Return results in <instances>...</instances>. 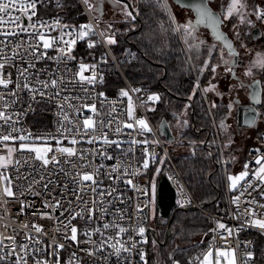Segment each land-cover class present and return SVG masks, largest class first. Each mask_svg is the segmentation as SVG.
<instances>
[{"label":"built area","instance_id":"1","mask_svg":"<svg viewBox=\"0 0 264 264\" xmlns=\"http://www.w3.org/2000/svg\"><path fill=\"white\" fill-rule=\"evenodd\" d=\"M78 1L81 6V11L73 21H70L61 15L59 12L61 6H56V0H38L37 14L32 18V22L37 20L47 21L51 26L53 21L59 19L62 25H72L77 29L80 25L91 24L94 34L86 37L82 41H77L72 52L76 60L69 62V67L75 72L78 70V63L81 60H83L85 64H95L97 66V76L99 77L102 75L104 81L106 69L109 65L113 64L123 79L124 86L121 90L127 91L131 96L134 108L132 117L128 115V98L121 97V90L117 95L107 96L102 89L103 82L101 83L99 80L95 85L86 86L90 93V97L87 99H83L84 93L80 91L79 86L72 91L73 95L82 97L81 100L73 101V103L77 105L94 104L98 115H94L89 108H84L82 114L79 115L73 113L70 109L68 110L70 117L76 121V127H80L81 121L89 116H92L93 120L97 121L95 131H90L88 133L89 137L106 134L109 140L118 142L117 144L106 145L102 140H97L95 143L90 144L85 142L87 139L85 138V141L76 144V148L89 150V153H91L93 149L97 150V154L94 158L91 154L87 157L91 162L88 168H81V162L76 159V157L70 158L76 164V168L73 171L91 172L93 168L100 167V176L98 179L103 181L99 186L100 189L111 187L115 189V192L112 196H105V201H111V203L102 205L108 209V214L105 215L102 220L89 223L86 219H81L77 216L76 219L71 221L72 225L78 229L77 241L80 243H77L71 239H65V237L70 236L71 233L70 230L65 231L63 225L59 223V221H67L70 218V212L64 211V209L69 208V201H71V207L77 212L80 211V208L84 207L82 204L77 207L76 196L73 193L74 188L78 191L80 188H83L84 185H74L63 173H59L53 176L57 184L50 185L48 192H45L39 184H33L30 191L28 180L16 179L17 176L28 172L29 169L21 166L20 171L16 172L10 167L9 175L12 177V191L14 195L11 197L5 195L4 184L0 182V239H3V244L5 245L3 251L7 253L13 243L12 240L7 238L14 237V241L17 245V252H20V245H28L30 249L27 257V264H36L37 260H46L49 264H56L57 256L54 253L57 251V245H64L58 252L60 264H70V261L71 264H151V250L150 247L148 248V242L151 241L153 237L150 230L154 229L155 232V227L149 223L148 219L150 201L147 176L149 174L156 176L155 173H157V183L159 175L164 172L176 190V207L178 209L196 207V209L202 211L211 220V226L205 232L207 235L204 234V237L207 238V245L199 251L192 253L189 257V262L192 261V264H199V261H194L193 258L199 257L200 260H203V254L207 253L209 244L212 242L214 249L235 248L237 264H243V255L246 252L252 253L250 264H264V262H257L254 257L257 245L256 234L264 233V231L252 227L251 225H246L243 228L241 227L245 225V221L252 219L246 212V209L250 207L255 209L258 213L256 218H264V216L259 215V213H264V208L258 207V204H264V197H261L259 194L261 191H264V185H261V188L257 191H252V189L249 188L243 196H240V192L243 191L245 183L241 181L237 190H228L226 209L224 212L215 213L208 210L190 191L179 166L174 160L171 145L160 133L158 126L151 120L149 112L160 100V95L145 83H133L127 79L112 51V44L110 45L107 43V37L114 36L116 39V27L114 22L103 16L97 10H89L84 0ZM161 2L163 3V0H161ZM166 9H169V6H167ZM258 11H264V0L257 5V12ZM13 13L22 15L17 9H13ZM259 22L264 37V19H259ZM29 23L30 22L26 18H23L24 26H27ZM109 25H111V28H109ZM5 27L11 29L13 26L5 25ZM61 30L60 28H56L51 32H47L46 29H40V31H45L49 36L53 37L60 35ZM63 31H72V29H63ZM68 38L70 37H66V39ZM9 39H12L13 43H15L17 39L28 40L29 37L27 33H21L19 37H10ZM89 41L95 42V47L91 49L88 48L87 43ZM48 55L55 56L56 51L54 49H49ZM45 66L51 69L55 68L56 64L52 61H44L37 64V67ZM63 66V63H61L60 68L63 69ZM8 72H12L14 79L15 70L6 67L5 73ZM84 74L90 76L92 72L89 70ZM41 78L43 79L44 77ZM197 84L199 87H197ZM195 85L198 89H201L207 102L210 116L213 119L209 99L198 78L195 81ZM12 87H14V85L9 86V88ZM133 89H140L141 91L134 92ZM99 93H103L104 96H100ZM22 95L23 101L17 103L10 111L24 112L26 109H29L28 95L27 93H23ZM152 95L158 96L159 99L154 101L148 100V97ZM263 107L264 90L258 115H263ZM57 112L56 102H47L46 99H41L37 96L36 101L31 103V109L27 111L26 115H23L19 119V122L15 126L24 129L25 132H31L33 136H59L57 128L61 117L56 114ZM41 114H43V116L40 118ZM13 119L15 120L17 118L14 116ZM140 119L146 121L151 131L140 129V126L136 123V121ZM101 121L110 126H102L101 123H99ZM129 123L133 124V128H127L125 126ZM117 128H120L119 132H117ZM254 128H256V140L253 141L254 146L250 147L243 157V171L246 162L254 161L258 155H264V121L256 122ZM7 131L8 128L4 127L3 132L7 133ZM218 131V127L214 122V131H210L213 135L212 144L219 152H222L219 164L223 167H227L228 160L223 153V142ZM13 135H16V133H13ZM215 135L216 137L214 138ZM70 139L71 137H69L68 140H63L62 146H73L70 144ZM76 139L80 140L79 134H76ZM134 140L140 141L141 143H132ZM143 141H146V143H143ZM50 143L53 148H55L56 141L52 140ZM8 145L18 148L19 141H9ZM129 149H131V151H129ZM254 149H259V152L253 151ZM100 153H103V155ZM52 154L53 153H49V156ZM0 155H7V150L2 145H0ZM24 155H28L29 159H31L32 154L29 153L21 154L18 152L13 154L14 158H19L21 161H23ZM55 155L61 160V166L66 171L69 170L70 166L63 163L64 157H61L58 152L55 153ZM105 156L112 158L106 159ZM145 160L148 162L147 168L143 167ZM38 163L39 162H36V164ZM156 163H160L161 171L151 172V166ZM117 164H122L124 167H127L128 172L125 173L123 168H120L117 173H111V168ZM255 167L257 166L254 163L249 164V176L246 178L252 181L253 186L258 183L251 174ZM52 171L53 165L50 164L48 166V172ZM56 172L58 173L59 169H56ZM109 173L111 174V179L108 178L107 174ZM47 175L48 173L45 172L46 177ZM117 176H120V179H116ZM35 178H40L38 173L35 174ZM29 179H31V177H29ZM128 180H131L132 183L128 184ZM65 184L67 185V190L64 191L62 195ZM249 192H251V196L248 195ZM35 193L39 194L37 195ZM78 194L89 201L94 198L90 190L86 193H79L78 191ZM236 196H240V203L238 206L232 203L233 198ZM54 197L57 200H61L62 206L53 213L51 207L45 208V204L51 205L54 202ZM253 197H255L258 204L250 205L247 203V200H251ZM138 205L140 206L139 209L137 208ZM90 206L91 204H89V207ZM62 211L63 215H61ZM44 213L51 214L52 218L49 219L45 217L42 215ZM96 215L99 216V212H97ZM113 220L119 223L121 227L128 229V231L117 236L116 229H108L105 233V238H107V236H112L113 239L99 251H96V246L101 242V237L98 234L92 236V239L96 242L95 245L83 243V241L87 239V237L82 234L86 229H94L104 222ZM217 222L223 223L226 228L233 229V235L228 236L227 232L223 229L215 232L210 231L217 229ZM25 225H27V227H25ZM33 225L40 226L42 232L37 233ZM140 227L145 229L143 235L139 234L138 229ZM28 236H31L34 240H38L39 243H30L26 238ZM129 237H131V239H129ZM118 241L119 243H117ZM133 243H135V247H132ZM120 244H124L125 247L129 248L131 251L125 252L122 250L119 256H117L112 245L119 247ZM237 245L239 246L237 247ZM82 249H91L96 252V255L89 256L87 252ZM73 253H75L74 259ZM141 253H143L144 256L143 260H141ZM14 260L15 257H12L11 261H0V264H12ZM189 262L187 264H189Z\"/></svg>","mask_w":264,"mask_h":264},{"label":"snow or ice","instance_id":"2","mask_svg":"<svg viewBox=\"0 0 264 264\" xmlns=\"http://www.w3.org/2000/svg\"><path fill=\"white\" fill-rule=\"evenodd\" d=\"M37 2L38 0H0V145H2L7 150V155H0V182L4 184V193L5 195L11 197L14 195L12 191V177L9 175V168L11 167L16 172L20 171L21 166H24L29 169L28 172L22 173L17 176L16 179H25L28 180L29 190L31 191L33 184H39L45 192H48L49 186L53 184H57V181L53 179V176L59 173H63L66 178L71 180V183L74 185H84L83 188H80L79 193H86L87 191H91L93 193V199L91 201L84 199L82 195L78 194L77 189H73V193L76 196L77 207L81 204L84 205L83 208H80V211H76L71 207V201H69V208L64 209V211L70 212V218L67 221H59L65 229V231L70 230L71 235L66 236L65 239H71L74 242L80 243L77 241V227L73 226L71 221L76 219L79 216L81 219H86L89 223H95L98 220H102L105 215L108 214V209L103 207L105 203H111V201H105V196H112L115 192L114 188L100 189V184L103 183L102 180H99L100 176V167H95L91 172L84 171H73L76 168V164L71 157H76L81 163V168H88L91 163L87 157L89 154L93 156V158L97 154V150H89L83 148H76L75 145L80 143L81 141H85L87 143H95L97 140H102L104 144H117V141H112L107 138V135L104 134L102 136H88L90 131L94 132L96 128L97 121L93 120L92 116H89L81 121L80 127H76V121L73 120L69 115V109L76 114H82V110L84 108H89L90 111L94 115H98L97 109L94 104H82L77 105L73 103V101H79L82 99L79 95H73L72 91L79 86L81 92L84 93L83 99H87L90 97V93L88 92L87 85H95L97 81L103 82V76H97L96 65L85 64L83 60L78 63V70L73 72L69 67V62L75 61L76 57L72 55L73 49L78 40H84L86 37L93 35L94 31L91 24H83L80 25L77 29L72 25H62L60 20L57 19L53 21L50 26L47 21L37 20L32 22V18L37 14ZM115 3L120 4L121 0H114ZM84 3L88 4L89 10H99L94 9L93 5L89 3V0H84ZM56 6H62V0H56ZM162 6L167 8L166 0H163ZM128 4H123L122 11L127 17H131L135 19L131 11H128ZM246 7V4L243 0H232V3L228 7V16L230 17L233 12H237L240 15L241 22L244 21L245 17L242 9ZM13 9L19 10L22 15L14 14ZM204 14L207 13V9L203 10ZM210 15V14H209ZM7 17V19H6ZM23 18H26L30 23L27 26L23 24ZM227 18V17H226ZM258 19H264V11L257 12ZM174 19V18H173ZM199 22V21H198ZM217 22V18L213 17V24ZM5 25H12L11 29L6 28ZM191 22H188L185 25H177L175 31H179L181 28L188 29L191 28ZM56 28L62 29L60 35L58 36H49L47 32H51ZM72 29V31H63V29ZM111 28V25H109ZM40 29H46L45 31H40ZM21 33H27L29 39L28 40H19L17 39L15 43H13L10 37L16 38L19 37ZM187 35H192L191 32H188ZM66 37H70L66 39ZM34 40V42H33ZM187 43V40H185ZM108 44H115L116 40L114 36L107 37ZM88 48L95 47V42L89 41L87 43ZM190 47H198V45H190ZM229 48H231V44H229ZM54 49L56 51L55 56H49L48 50ZM209 57H211V50L209 51ZM44 61H52L56 64L55 68L49 69L47 66L45 67H37V64ZM61 63H63V69L60 68ZM225 64L228 62L225 61ZM209 66V60H205L204 69H207ZM12 68L15 70V78L13 79L12 72L5 73V68ZM217 65L212 66V71L215 72ZM253 67L264 68V57H258L254 62ZM91 70L92 74L90 76H86L84 73L86 71ZM226 71L231 72V68H227ZM252 69L249 68L245 75H252ZM41 77H44L43 79ZM10 85H14V87L9 88ZM197 87L199 85L197 84ZM215 86H210L209 89H205L204 91L214 90ZM134 92L141 91L140 89H133ZM23 93H27L29 109H26L24 112H13L10 109L14 108L17 103H21L23 101ZM195 94V89L193 91V95ZM100 96H104L103 93H99ZM121 97L128 98V115L129 117L133 116L134 108L132 105L131 96L125 90H121ZM39 96L41 99H46L47 102H56V106L58 112L56 113L59 117H61L57 132L59 136L52 135H38L33 136L31 132H25L22 128H17L15 125L19 122V119L27 114V111L31 109V103L36 101V97ZM191 96L189 100H191ZM159 97L156 95H152L148 97V100H158ZM189 105H186V108ZM212 107H216L215 104ZM231 108V105H229ZM17 119H13V117ZM102 126L108 127L109 124H104L102 121L99 122ZM136 123L140 126L141 130L151 131L148 128V125L145 120L140 119L136 121ZM184 124H187V121H184ZM67 125V126H66ZM127 128H133V124H126ZM7 127V133L3 132V128ZM219 127L221 129L226 128L225 122L222 120L219 123ZM117 132L120 131V128L116 129ZM16 133V135H13ZM76 134L80 135V140L76 139ZM70 139V144L73 145L71 147L62 146L63 140ZM55 140L56 146L53 148L50 141ZM9 141H19V147L9 146ZM132 143H141L140 141H132ZM146 143V141H143ZM194 143V142H193ZM201 143H204L203 141ZM231 143L229 140V144L224 145V147H228ZM131 151V149H129ZM253 151L259 152V149H254ZM29 153L31 155V159H29L28 155L23 156V161L19 158H14V153ZM60 153L61 157H64L63 163L68 164L70 166L69 170H65L61 166V160L55 155V153ZM49 153H53L49 156ZM103 155V153H100ZM106 159H111L112 157L105 156ZM36 162H39L36 164ZM254 163L257 167H255L251 174L255 178L258 183L253 186L251 180H247L246 178L249 176V164ZM53 165V171L48 172V166ZM35 165V166H34ZM144 168L148 167V162L145 160L143 164ZM120 168H123L124 172H128V168L124 167L122 164H117L111 168V173H117ZM56 169H59V172H56ZM45 172L48 173L47 177L45 176ZM39 174V179L35 178V174ZM108 178H112L111 174H107ZM31 177V179H29ZM116 179H120V176H117ZM228 180L230 181V190H237L241 181H244L243 191L240 192V196H243L245 192L248 191L249 188L252 191H257L261 188V185H264V155H258L254 161H249L245 163L244 171L239 173L238 175H229ZM90 182V183H89ZM128 184H131V180L127 181ZM67 190V185L65 184L63 192ZM182 191V189H181ZM39 194V193H35ZM261 197H264V191L260 193ZM251 196V192L248 193ZM240 196H236L233 198L232 203L237 206L240 203ZM119 198V197H117ZM54 202L49 205L45 204V208L51 207L53 213L60 209L62 204L61 200L53 198ZM247 203L250 205L258 204L255 197L251 200H247ZM89 204L91 206L89 207ZM258 207L264 208V204H258ZM139 209L140 206L138 205ZM99 212V216L96 213ZM246 212L252 219L245 221V225H242L243 228L246 225H251L252 227H256L261 231H264V218H256L258 213L253 208L246 209ZM86 214V215H85ZM45 217L51 219L52 215L49 213L42 214ZM63 215V211L61 212ZM122 215V214H121ZM260 216H264V213H259ZM27 227V225H25ZM34 230L37 233L42 232V228L37 225H33ZM116 229V235L119 236L122 233H126L128 229L121 227L119 223L115 220L110 222H104L102 225L94 228V229H86L82 234L87 237L83 243L93 244L96 242L92 239L93 235H99L101 237V242L96 246V251H99L104 248L106 244L113 239L112 236H107L105 238V233L108 229ZM223 229L227 232L228 236L233 235V229L226 228L223 223L217 222V229H213L210 231H218ZM59 230V229H58ZM139 234L143 235L145 229L140 227L138 229ZM238 231V230H237ZM207 235V234H205ZM30 243H39L38 240H34L31 236L26 237ZM224 238V237H222ZM7 239L12 240L13 243L7 253L3 251L5 245L3 244V239H0V261H11L12 257H15V260L12 261V264H27V257L29 255L30 249L28 245H20V252L16 251L17 245L14 241V237H8ZM131 239V237H129ZM146 242V241H145ZM119 243V241L117 242ZM135 243H133L132 247H135ZM239 245H237L238 247ZM64 245L56 246L57 256L56 264H60L58 252L62 249ZM115 249V254L119 256L121 251L130 252L131 250L125 247L124 244H120L119 247L116 245H112ZM87 252L89 256L96 255V252L91 249H82ZM39 251V250H37ZM141 255V260L144 259L143 253ZM75 258V253H73V259ZM252 259V253L246 252L243 255V264H250ZM194 261H199V264H237V256L236 249H214L213 243L210 242L208 251L206 254H203V260H200L199 257H194ZM36 264H49L46 260H37ZM71 264V261H70ZM192 264V261L189 262Z\"/></svg>","mask_w":264,"mask_h":264},{"label":"trees","instance_id":"3","mask_svg":"<svg viewBox=\"0 0 264 264\" xmlns=\"http://www.w3.org/2000/svg\"><path fill=\"white\" fill-rule=\"evenodd\" d=\"M80 11L78 0H63L59 8L61 15L70 21H73ZM135 12L138 18L134 16L132 22L114 23L116 43L112 44V51L130 82L145 83L160 95V100L149 112L156 126H159L162 120H166L171 127L173 123L183 124L179 116L186 105H189L184 120L187 121V124H184L186 129L177 136L178 138L175 134V141L170 143L174 160L192 194L204 203L208 210L222 213L226 209L227 202L225 175L222 165L218 163L217 158L218 156L220 158V153L212 144L213 135L210 131H214V122L219 128V122L228 116L229 105L226 102H219L216 107H211L212 119L204 95L195 85L197 78L203 83L204 76L201 79L198 74L191 72L180 39L173 37L168 52L160 50L157 38L168 25V16L161 10L159 4L140 1ZM133 24L135 27L132 26ZM123 86V79L115 65H109L102 84L105 95H117ZM190 96L191 100H189ZM42 116L43 114L40 118ZM202 141L204 143H201ZM175 147L179 150L176 151ZM175 152L183 153L175 155ZM229 152L233 151L229 150ZM227 154L228 152L226 156ZM230 164L229 161L227 165ZM155 171L156 168L152 165L151 172ZM157 223H162L161 219H158ZM210 226V218L202 211L178 209L171 222V237L168 243V248L171 247V250L167 252L164 264H173L174 261L187 264L192 253L207 245L204 234ZM161 237H164L163 234ZM256 240L254 257L257 262L263 263L264 240L262 238ZM161 252L165 253L164 248ZM153 258L151 253V264Z\"/></svg>","mask_w":264,"mask_h":264},{"label":"rangeland","instance_id":"4","mask_svg":"<svg viewBox=\"0 0 264 264\" xmlns=\"http://www.w3.org/2000/svg\"><path fill=\"white\" fill-rule=\"evenodd\" d=\"M156 2H159L160 0H154ZM153 1V2H154ZM245 2H248L246 4V7L242 9L244 14V21L241 22L240 15L237 12H233V14L229 17L228 14V7L232 3V0H226V7L227 10L224 14V23H223V29L230 35L232 40L235 42L236 47L239 50L240 53V59L242 60V65L238 67L237 69V78L233 79L231 76V72L226 71L227 68H231V61L232 56L228 54L225 49L222 47V45L215 41L213 37L210 35V33L207 30L204 29H198V39L196 42H194V46L198 45V47H194V53L195 57H190L191 59L196 60V64L194 65V71L193 73L200 76L201 79H203V74L205 73L207 78L209 80L204 81L201 83L203 90L209 89L210 86H215L214 90L205 91L207 94V97L210 101V106L212 107L213 104L217 105L219 102H226L228 105H231V108H229L230 112L228 116L223 120L225 122L226 128L221 129L218 128V132L220 134V137L222 138L223 147L226 144H229V140H231V143L228 147H224L223 152L225 154V158L228 160V164L230 161V165H227L228 167H223L224 175H225V183H226V200L228 196V190H230V181L228 180L229 175H238L241 173L242 170V161L243 157L247 151L248 148L254 146V142L256 140V131L254 127H246V126H240L239 124H236V118L234 119V111H235V102L233 100L234 95L242 92V95L247 96L249 93V85L253 83L254 79L257 77L262 80V83H264V68L260 67H253L254 62L257 60L258 57H264V39H260L257 43H249L247 41L248 37L246 38V34L242 33L245 31L244 27L248 25V20H251L252 22H258L257 18V5L262 2V0H244ZM252 3H251V2ZM148 2V1H147ZM169 3V1H167ZM218 0H214L212 2L213 9H218ZM89 3L93 5L94 9L97 8L96 0H89ZM88 5V4H87ZM225 7V9H226ZM174 10H177L175 8V5L172 6ZM94 11V10H91ZM187 17L189 16V19H193L192 13L189 10H185ZM175 15V13H173ZM185 13L183 14V16ZM123 18H131L127 17L126 15L122 16ZM186 17V18H187ZM227 17V18H226ZM115 16L112 18L109 17L108 19L114 20ZM128 20V19H127ZM126 20V21H127ZM170 20V19H169ZM124 21V22H126ZM119 22V21H118ZM120 23V22H119ZM260 24V22H259ZM250 29H246L247 34H250ZM188 30L183 32L184 41L187 40V43L185 44L188 46L189 49H191L190 45L191 42L188 41ZM211 50V57H209V51ZM201 52V53H200ZM188 58V56H187ZM205 60H209V66L207 69H204L201 71L204 67ZM227 61L228 63L225 64L224 62ZM217 65L215 72L212 71V66ZM251 68L252 69V75H245V72ZM232 69V68H231ZM257 75V76H256ZM227 78V79H224ZM222 80L220 82L219 80ZM238 90V91H237ZM240 90V91H239ZM201 91V89H200ZM237 91V93H236ZM230 97L232 99H230ZM214 108V107H212ZM264 109V107H263ZM187 112V110H185ZM185 112V113H186ZM184 111L181 112L179 118H181L182 123H173V129L177 136H180V133L183 132V130L186 129V126L184 125L183 118L185 116ZM260 121H264V111L263 115H259V118L257 119V123ZM177 122V121H176ZM220 123V122H219ZM216 135L214 136V138ZM178 138V137H177ZM172 143V142H171ZM170 144V142H169ZM175 150L178 151L179 148L175 147ZM229 150H232L233 152H229ZM228 152L227 156L226 153ZM183 152H175V155L181 154ZM220 158H221V153ZM220 158L218 156V163H220ZM156 171H161V165L160 163H156L155 165ZM157 176V173H155ZM156 176L153 174H149L148 177V183H149V201L150 205L148 208V219L149 223L153 226L156 225L159 217H158V209H157V183H156ZM257 238H262L264 240V233H258L256 234ZM261 246V245H260ZM264 249V246H262ZM171 250V247H169ZM150 250L152 253L153 258V264H164L165 260L167 258V251L161 252V246L159 245L158 241L154 238V236L151 238L150 243ZM180 261H174L173 264H181Z\"/></svg>","mask_w":264,"mask_h":264},{"label":"water","instance_id":"5","mask_svg":"<svg viewBox=\"0 0 264 264\" xmlns=\"http://www.w3.org/2000/svg\"><path fill=\"white\" fill-rule=\"evenodd\" d=\"M122 2L128 4L129 10L132 12L136 18V12L132 6L130 0H121ZM176 4L184 8H190L194 15H195V25L206 27L209 29L211 35L214 37L215 40L220 41L224 47L230 52V54L234 55V59L231 62L233 66V74H235L236 67L238 64L241 63L239 59V51L235 47L233 40L228 36L226 32L222 29V19L220 18V13L214 10L211 6L207 3L208 0H173ZM207 9L208 14H204L203 10ZM210 14V15H209ZM213 17L217 18V22L215 25L213 24ZM199 21V22H198ZM260 32V27H256L254 29V33ZM260 35V34H259ZM229 44H231V48H229ZM253 92L251 94L252 105L247 106H239L238 109V124H241L243 120V124L245 126H253L255 120L258 116L259 109L256 107L260 103V86L257 82L256 85L252 86ZM160 133L164 136V138L168 142L175 141V134L172 130V127L166 120H162L158 126ZM207 142V141H206ZM205 142V143H206ZM157 209H158V217L161 219L162 224L166 225V232L164 235V241L161 245H166L171 237V222L175 216L176 211L178 208L176 207V190L173 187L171 181L168 179L166 174L162 172L157 180ZM205 205L204 203H202ZM185 210H196V207L185 208ZM152 236L157 240L155 235L154 229L150 230ZM160 242V241H158ZM150 247V241L148 242V248Z\"/></svg>","mask_w":264,"mask_h":264},{"label":"crops","instance_id":"6","mask_svg":"<svg viewBox=\"0 0 264 264\" xmlns=\"http://www.w3.org/2000/svg\"><path fill=\"white\" fill-rule=\"evenodd\" d=\"M142 1H145V2H153L154 0H142ZM167 1H169V3L167 2ZM263 1V0H262ZM154 2H156V1H154ZM243 2L245 3V4H247L248 2H245L244 0H243ZM251 2V1H250ZM157 4H159L160 5V8H161V10L168 16V25H166V28L163 30V32H162V35H160V37L159 38H157V42H159V48H160V50L161 51H163V52H168L170 49H171V45H172V40H173V37L174 36H176V37H178L179 39H180V41H181V43H182V46H183V48H184V50H185V53L187 54V56H188V62H189V65H190V69H191V72L193 73V71H194V65H193V63H195L196 62V60L195 59H191L190 57H192L193 56V58L195 57V53H194V47H191V49H189L188 48V46L185 44V42H183L184 41V37H183V32L184 31H186V30H188V32H191L192 33V35H188V41H190L191 42V45H194V42H196V40L198 39V35H199V33H198V29H205V30H207V28L206 27H202V26H200V25H198V26H196L195 25V15H194V13H193V11L190 9V8H184V7H181V6H179V5H177V4H175L174 2H172L171 0H166V3H167V6H169V9H166V8H164L163 6H162V2H161V0L159 1V2H156ZM252 3V2H251ZM173 5H175V8L177 9V10H174V8H172V6ZM184 9L187 11V10H189V11H191V13H192V16H193V19L191 20V19H189V16L187 17V15H186V12L184 11ZM216 10V9H215ZM226 10H227V7H226ZM226 10H225V12H226ZM217 11V10H216ZM257 11V10H256ZM167 12V13H166ZM173 13H175V15L173 14ZM185 13V15L183 16V14ZM187 17V18H186ZM174 18V19H173ZM170 19V20H169ZM188 22H191V25H192V27L191 28H188V29H184V28H181L179 31H175V29H176V27H177V25L179 24V25H185V24H187ZM260 27V25H259V19H258V22H252V24H251V20L249 19L248 20V25L247 26H245L244 27V29H245V31L244 32H242L243 34L245 33L246 34V38L248 37V39H247V41L249 42V43H257L260 39H264V37H263V33H262V30H261V28H260V32L259 33H257L256 34V32L254 33V29L256 28V27ZM248 28H251L250 29V34L248 35L247 34V32H246V29H248ZM208 31V30H207ZM209 32V31H208ZM210 33V32H209ZM227 33V32H226ZM228 34V33H227ZM260 34V35H259ZM210 35H211V33H210ZM212 36V35H211ZM228 36L230 37V35L228 34ZM213 37V36H212ZM231 38V37H230ZM213 39H214V37H213ZM232 39V38H231ZM215 40V39H214ZM215 41H217V42H219L221 45H223L220 41H218V40H215ZM234 42V41H233ZM234 44H235V42H234ZM235 47H236V45H235ZM237 48V47H236ZM237 50H238V48H237ZM239 51V50H238ZM201 53V52H200ZM190 56V57H189ZM233 59H234V57H232ZM232 59V60H233ZM239 59H240V53H239ZM241 60V59H240ZM192 61H193V63H192ZM232 62V61H231ZM196 64V63H195ZM242 65V60H241V63L240 64H238L237 65V67H236V71H235V74H233V66L231 65V68H232V72H231V74L233 75V76H231L233 79H238L237 78V69H238V67H240ZM195 74V73H194ZM198 74V73H197ZM199 76V75H198ZM203 76H204V79H205V81L206 80H209L208 78H207V76H206V74L204 73L203 74ZM257 76V75H256ZM200 77V76H199ZM224 79V78H223ZM225 79H227V78H225ZM224 79V80H225ZM220 82H222V80L220 79L219 80ZM257 82L259 83V86H260V103H261V100H262V95H263V90H264V83H262V80L260 79V78H256V79H254V81H253V83H251L250 85H249V93L247 94V96H244V95H242V92L240 91L239 93H237V91H236V95H234V97H233V100H234V102H235V111H234V119L236 118V124H238V119H237V115H238V109H239V106H241V105H243V106H249V105H252L253 103H252V99H251V94H252V92H253V87L252 86H254V85H256L257 84ZM230 99H232L231 97H230ZM260 103L256 106L258 109H259V107H260ZM186 110V107H185V109L183 110L184 111V113L186 112L185 111ZM181 115H183V114H181ZM183 118H185V116L183 117ZM259 118V115L257 116V118H256V120H255V123H254V125L253 126H251V127H254L255 125H256V122H257V119ZM240 126H245L244 124H243V120L241 121V124H239ZM246 127H249V126H246ZM172 128H173V126H172ZM175 139H176V137H175Z\"/></svg>","mask_w":264,"mask_h":264},{"label":"flooded vegetation","instance_id":"7","mask_svg":"<svg viewBox=\"0 0 264 264\" xmlns=\"http://www.w3.org/2000/svg\"><path fill=\"white\" fill-rule=\"evenodd\" d=\"M131 1V3H132V6H133V8H134V10H135V8H136V6H137V4H138V2H140V1H142V0H130ZM172 2H174L173 0H171ZM214 0H208L207 2V4L209 5V6H211L212 7V2H213ZM175 3V2H174ZM96 4H97V9H99L98 11H99V13H101L103 16H105L106 18H109V17H113V16H115V18H114V20H112L114 23H123L124 21H126L127 19V21H133L132 20V18H123L122 16H124L125 14H124V12L122 11V7H123V4H125L124 2H122L121 1V3L120 4H117V3H115L114 2V0H96ZM176 4V3H175ZM217 6H218V9H216L217 10V12L218 13H220V18L222 19V22H221V25H222V29H223V23H224V14H225V7H226V0H218V2H217ZM178 5V4H177ZM213 8V7H212ZM215 10V9H214ZM128 11H130L129 10V7H128ZM167 13V12H166ZM134 16V15H133ZM167 16V15H166ZM119 21V22H118ZM133 27H135V25L133 24L132 25ZM205 30V29H204ZM207 30L209 31V29L207 28ZM223 31L224 32H226L224 29H223ZM210 32V31H209ZM222 47L225 49V51L228 53V54H230V52L224 47V45H222ZM232 57H234V55L233 54H230ZM173 129V128H172ZM155 235H156V237H157V241H160V242H158L159 243V245L161 246V249L162 248H164V250L165 251H167V252H169L170 251V249L168 248V243H169V241H168V243L166 244V245H161V243L164 241V237H161L162 236V234H163V236H164V234H165V230H166V225H164V224H162V223H160V224H156L155 226ZM158 237H160V239H158ZM150 243H151V241H150Z\"/></svg>","mask_w":264,"mask_h":264}]
</instances>
